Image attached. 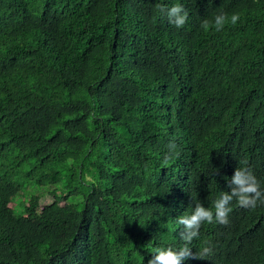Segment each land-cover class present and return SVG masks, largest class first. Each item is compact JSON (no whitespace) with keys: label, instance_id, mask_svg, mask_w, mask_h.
Returning a JSON list of instances; mask_svg holds the SVG:
<instances>
[{"label":"trees","instance_id":"1","mask_svg":"<svg viewBox=\"0 0 264 264\" xmlns=\"http://www.w3.org/2000/svg\"><path fill=\"white\" fill-rule=\"evenodd\" d=\"M238 167L264 181V0H0V264H148ZM231 207L184 264H264V205Z\"/></svg>","mask_w":264,"mask_h":264},{"label":"clouds","instance_id":"2","mask_svg":"<svg viewBox=\"0 0 264 264\" xmlns=\"http://www.w3.org/2000/svg\"><path fill=\"white\" fill-rule=\"evenodd\" d=\"M159 11L167 17L170 24L176 28H183L189 19V12L179 2L171 7L160 6ZM240 20L239 13L231 15L219 12L212 18L204 19L201 27L204 31L209 28L216 32L224 30L228 24L236 25ZM180 155L178 145L175 141L169 142L167 145V153L164 162L169 159L176 158ZM227 185L231 190L230 193L222 191L219 198L215 200L213 207H204L202 203H196L191 214L181 215L177 218V223L183 227L180 238L184 241L183 246L177 250L172 248L159 249L157 254L149 260L148 264H184L189 259H203L212 254L211 246H203L195 256H193L190 247L194 239L201 237L200 229L203 224H227L229 214L232 212L231 204L233 200L243 208H251L255 210L257 206L264 205V181H259L256 177L244 167H238L234 175L229 179L225 178Z\"/></svg>","mask_w":264,"mask_h":264},{"label":"rangeland","instance_id":"3","mask_svg":"<svg viewBox=\"0 0 264 264\" xmlns=\"http://www.w3.org/2000/svg\"><path fill=\"white\" fill-rule=\"evenodd\" d=\"M53 189L54 188H40L35 184H29L22 189L11 203L8 204V208L19 213L26 208L33 207L37 200H40L43 203L49 202L48 196ZM0 203L2 206L5 205L3 202Z\"/></svg>","mask_w":264,"mask_h":264}]
</instances>
